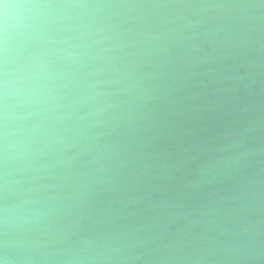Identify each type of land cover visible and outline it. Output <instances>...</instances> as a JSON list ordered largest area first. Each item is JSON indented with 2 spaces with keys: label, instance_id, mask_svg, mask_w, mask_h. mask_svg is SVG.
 <instances>
[{
  "label": "clouds",
  "instance_id": "9594fccd",
  "mask_svg": "<svg viewBox=\"0 0 264 264\" xmlns=\"http://www.w3.org/2000/svg\"><path fill=\"white\" fill-rule=\"evenodd\" d=\"M0 264H264V0H0Z\"/></svg>",
  "mask_w": 264,
  "mask_h": 264
}]
</instances>
